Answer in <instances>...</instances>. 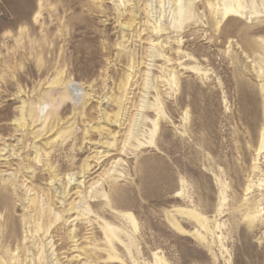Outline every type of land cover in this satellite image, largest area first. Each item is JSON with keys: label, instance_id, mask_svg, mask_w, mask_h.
I'll return each instance as SVG.
<instances>
[{"label": "rangeland", "instance_id": "obj_1", "mask_svg": "<svg viewBox=\"0 0 264 264\" xmlns=\"http://www.w3.org/2000/svg\"><path fill=\"white\" fill-rule=\"evenodd\" d=\"M72 1L0 0V263L264 264V0Z\"/></svg>", "mask_w": 264, "mask_h": 264}, {"label": "bare ground", "instance_id": "obj_2", "mask_svg": "<svg viewBox=\"0 0 264 264\" xmlns=\"http://www.w3.org/2000/svg\"><path fill=\"white\" fill-rule=\"evenodd\" d=\"M180 1V3H179V5L178 6H176V10H178L177 11V13H176V20H175V23H177L178 22V24L180 25V23L181 24H183L182 22L183 21H185L186 20V18H185V15H186V12H187V10H189V8L191 7V5L189 4V2H185L184 0H179ZM153 2V1H152ZM151 2V3H152ZM178 2V1H177ZM75 3H76V0H73L72 2H71V4L72 5H75ZM156 3H157V0H156ZM161 3V1H159L158 2V4H160ZM154 4V3H153ZM149 5H151V4H149ZM177 5V4H176ZM155 6H157V5H155ZM175 6V5H174ZM148 7H150V6H148ZM208 7L212 10V12H213V14H215V16L216 17H218V19L219 18H221V20H223V19H227V18H242L243 16H244V10L246 9L245 7H244V5H243V3H242V1L241 0H217V1H213V2H209L208 3ZM152 8V7H151ZM155 8V7H154ZM158 9H159V7H158ZM190 10H191V8H190ZM194 10V9H193ZM151 11V10H150ZM173 12H175V11H173ZM164 13V12H163ZM156 17V16H155ZM188 17V16H187ZM154 21V20H153ZM155 21H157L156 22V26H155V28H153V30L155 31V33L157 34V35H159L161 32H163V29H162V25H161V20H159V18L157 19V20H155ZM154 21V22H155ZM221 23V21L220 22H218L217 24L219 25ZM128 26L129 27H131V26H133V24H134V19H129V21H128ZM166 27V26H165ZM180 27V26H179ZM165 30V29H164ZM174 30V29H173ZM156 35V36H157ZM180 44V43H179ZM38 57H40L39 58V60L38 61H42V54L41 55H39ZM60 82H61V80H60ZM149 83V82H148ZM57 85H59L60 83H56ZM146 84V83H145ZM147 85V84H146ZM126 86V84L125 83H121L120 84V88L119 89H124V87ZM70 90V91H69ZM149 90V89H148ZM69 91V92H68ZM68 91H66V92H64V94H62V97H61V100L63 101V100H65V99H67V98H74L73 96V94L75 93V90L73 89V88H70V89H68ZM70 98V99H71ZM56 101V100H55ZM54 101V102H55ZM122 102V98L120 99V103ZM144 103V102H143ZM139 107V106H138ZM142 108H144V106H141ZM121 109V108H120ZM137 115V114H136ZM119 116H120V113L118 114V117L116 116V114H114V117H113V119H115V122H117L118 121V118H119ZM21 119L22 120H25V114H24V112H22L21 113ZM106 117V116H105ZM110 117V116H109ZM109 117H107L105 120H107L108 122H109V120L111 121V118H109ZM40 120V119H39ZM114 122V123H115ZM119 122V121H118ZM140 122H141V120H140ZM50 123V122H49ZM138 124V123H137ZM50 125V124H49ZM121 125V124H120ZM138 126V125H137ZM18 128H19V130H25V124H22V123H19L18 124ZM134 129V128H133ZM53 131V130H52ZM135 134V133H134ZM263 136V135H262ZM113 144V143H112ZM264 148V144H263V142H262V144H261V149H263ZM83 168V167H82ZM85 170H84V174H90V172H92V170H93V168H91V165L89 164L86 168H84ZM95 174V173H94ZM77 178V177H76ZM89 178V177H88ZM80 179V178H79ZM70 180V179H69ZM77 180L75 179V178H72V182H76ZM69 182H71V181H69ZM79 183V182H78ZM77 183V184H78ZM85 183V182H84ZM73 186V185H72ZM78 186H80L79 184H78ZM67 192V191H66ZM82 192V191H81ZM77 193H79V192H77ZM72 194H74V193H72ZM69 195H71V192L69 191L68 192V196ZM111 195H112V193H111ZM74 196H75V194H74ZM92 196V195H91ZM68 198V197H67ZM112 198V197H111ZM107 204H109V203H107ZM97 205V204H96ZM72 206V207H71ZM70 209H66L65 210V214L67 215V217L69 218V220L70 219H72V212H74V211H76L78 208L76 207V205H74V203L71 205L70 204ZM79 207V206H78ZM87 210V209H86ZM100 210V209H99ZM74 214V213H73ZM78 214V213H77ZM66 217V218H67ZM10 219V216H9V218H8V220ZM40 220H41V218L39 217L38 219H34V217L33 216H31L30 218H29V220L27 221V224H29V225H34V226H28L29 227V232L28 233H30V239H32V240H30L31 241V243L33 244V246H35L36 244H41V239H42V235H40V232L42 231V229L44 228H49L48 226H44V227H42V224H40L39 222H40ZM66 221H68V220H66ZM13 227H15V225H12ZM52 226V225H51ZM50 226V227H51ZM107 227H108V224H107ZM16 228V227H15ZM17 230V229H16ZM46 231L48 232V230L46 229ZM106 232H108V231H106ZM83 234V233H82ZM85 235V234H84ZM25 239V241H26V238H24ZM83 240V237L81 236L80 237V234L79 233H74V234H69L68 236H66L65 237V241H63V245L65 246V248H67V250H73V249H77V248H80V246H81V244H79L81 241ZM28 241H29V239H28ZM83 242V241H82ZM20 243V242H19ZM73 244L72 245V247L70 246V244ZM26 253H24L25 255H24V259H22L21 260V256H19L20 254H13L11 251L9 252H7L8 253V258H9V260H10V263L9 264H24V263H26V262H28V258L30 257V251L26 248V251H25ZM12 253V254H11ZM32 256V255H31ZM35 260V259H34ZM34 260L33 259H31L30 258V260H29V262H28V264H35L34 263ZM13 261H14V263H13ZM71 261H74V259L73 260H71ZM70 261V262H71ZM1 264V263H0ZM8 264V263H7Z\"/></svg>", "mask_w": 264, "mask_h": 264}]
</instances>
